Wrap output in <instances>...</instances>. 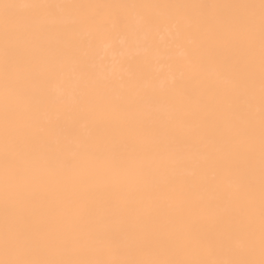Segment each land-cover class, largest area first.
<instances>
[{
  "label": "snow or ice",
  "instance_id": "6c2138e0",
  "mask_svg": "<svg viewBox=\"0 0 264 264\" xmlns=\"http://www.w3.org/2000/svg\"><path fill=\"white\" fill-rule=\"evenodd\" d=\"M0 264H264V0H0Z\"/></svg>",
  "mask_w": 264,
  "mask_h": 264
},
{
  "label": "bare ground",
  "instance_id": "6f19581e",
  "mask_svg": "<svg viewBox=\"0 0 264 264\" xmlns=\"http://www.w3.org/2000/svg\"><path fill=\"white\" fill-rule=\"evenodd\" d=\"M100 2H125V3H135V2H142V0H100Z\"/></svg>",
  "mask_w": 264,
  "mask_h": 264
}]
</instances>
